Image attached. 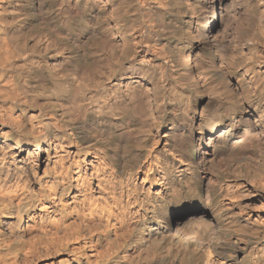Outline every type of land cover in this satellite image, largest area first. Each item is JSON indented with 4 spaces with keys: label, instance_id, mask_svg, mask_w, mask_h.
I'll return each mask as SVG.
<instances>
[{
    "label": "bare ground",
    "instance_id": "1",
    "mask_svg": "<svg viewBox=\"0 0 264 264\" xmlns=\"http://www.w3.org/2000/svg\"><path fill=\"white\" fill-rule=\"evenodd\" d=\"M0 264H264V0H0Z\"/></svg>",
    "mask_w": 264,
    "mask_h": 264
},
{
    "label": "rangeland",
    "instance_id": "2",
    "mask_svg": "<svg viewBox=\"0 0 264 264\" xmlns=\"http://www.w3.org/2000/svg\"><path fill=\"white\" fill-rule=\"evenodd\" d=\"M227 27H229V26H227ZM226 27V28H227ZM167 94H169V92H168V90H167ZM181 108V106H180V104L179 103H174V105L172 106V108L171 109H173V110H171L169 113V115H167L166 116V119L165 120H167V122H171V123H173L174 125H175V127H174V133H177V132H179V131H181L182 130V127H181V120L179 119V116H177V109H180ZM175 109V110H174ZM179 119V120H178ZM186 127H188V128H186ZM185 127V130H187V132L190 134V135H192L193 137H195L196 136V138H199V135H197L198 134V131H196V129L195 128H192V125L188 122V125ZM176 131V132H175ZM163 133L164 132H161V136H163ZM196 134V135H195ZM208 140H209V137H207L206 136V138H204V140H203V142H202V150H203V152H206V150H208ZM70 141L71 140H67L65 143H66V146H69V143H70ZM68 143V144H67ZM201 144V140H198V145H200ZM44 149H46V146H44ZM258 151L260 152L259 154H258ZM262 151H260V150H257V151H255V152H250V154L251 155H254V157L256 158V161H257V164H256V166L255 167H257L258 166V162H259V160L262 158V153H261ZM257 156H256V155ZM44 156H46V155H44ZM258 157H260V158H258ZM45 158V157H44ZM217 162V161H216ZM217 165H218V167L220 166H224V163H223V161L222 160H218V163H216ZM220 164H223V165H220ZM43 169H44V167L42 168V169H40L39 170V172H40V174H42V176H43ZM29 173V172H28ZM31 176V175H30ZM247 180V182H250L251 180H250V178H247L246 179ZM251 184V183H250ZM233 186V185H232ZM188 187V188H187ZM182 189V190H181ZM180 190H181V193H180V195H179V199H182L184 202H185V204H186V207L187 208H189L190 209V211L191 212H193V210H194V207H192L193 205H194V203H193V200H194V195H193V193H192V189L188 186V185H183V186H181L180 187ZM232 190V189H231ZM188 201V202H187ZM191 207V208H190ZM189 211V212H190ZM187 216L188 215H186V216H184L183 218H187ZM228 220H230V219H227V221ZM225 223V218L223 217L222 218V220H221V224H224Z\"/></svg>",
    "mask_w": 264,
    "mask_h": 264
}]
</instances>
